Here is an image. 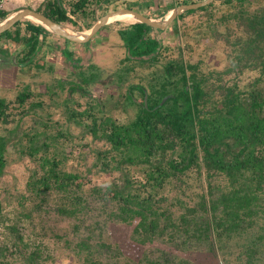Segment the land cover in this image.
<instances>
[{
  "label": "trees",
  "instance_id": "1",
  "mask_svg": "<svg viewBox=\"0 0 264 264\" xmlns=\"http://www.w3.org/2000/svg\"><path fill=\"white\" fill-rule=\"evenodd\" d=\"M103 1L29 8L83 30ZM10 13L0 0V22ZM194 14L196 44L140 23L117 31L109 70L126 90L114 102L90 98L98 64L0 96V183L8 167L28 171L1 188L0 264H264V0H214L175 21ZM54 40L30 20L0 34L27 71L45 69Z\"/></svg>",
  "mask_w": 264,
  "mask_h": 264
},
{
  "label": "rangeland",
  "instance_id": "2",
  "mask_svg": "<svg viewBox=\"0 0 264 264\" xmlns=\"http://www.w3.org/2000/svg\"><path fill=\"white\" fill-rule=\"evenodd\" d=\"M2 6L8 8L10 10L14 8H18V5H27L32 9H36L37 0H1ZM39 1V0H38ZM142 6L141 12H143L146 8L147 14L155 19H162L166 10H170V7H166L163 3H159L157 5H152L150 7L145 6L148 2L147 0H138ZM143 1V2H142ZM121 2H124L121 0ZM113 3V7H119L122 4L111 0L103 1L98 8H96V14H101V8L106 7L107 4ZM119 3V4H114ZM138 6V5H137ZM156 6V7H155ZM140 7V6H139ZM26 8V7H25ZM15 9V10H16ZM38 9V8H37ZM139 9V8H138ZM13 12V11H11ZM215 12V13H214ZM217 11L215 8L213 13L215 15ZM146 13V12H145ZM104 15L102 13L100 16ZM146 15V16H148ZM163 20V19H162ZM200 16L198 14H194L191 16H185L182 20L173 21L170 23L165 29L162 35H160V39L163 41H170L172 44L177 46H184L186 42L196 44L199 42L202 32L198 30L197 25L199 24ZM131 24L122 23L119 21H114L107 26L103 27L92 39L84 45H71L73 52V60H69L63 56L65 43L63 39L58 38L56 36L54 40L55 48L51 50L48 55L46 61L44 60V70L36 72L35 68L33 71L27 69H22L16 67L15 63H9V61L4 59L6 56L4 53L5 49H8L7 42H4L2 46L0 45V96H4L6 98H14L19 89L21 90L24 87L28 86L35 92H44L45 85L49 82H53L55 79L59 78H68L69 73H71L75 68L79 66H88L89 64H98L101 68L98 70L100 77L96 80V83L91 88L90 98L95 100H100L103 102H114L118 94L124 93L126 90V85L121 87L120 90H117L112 83V71L109 70V67L114 66L118 61L119 57L122 55V49L119 47L118 37L116 35L117 31L125 26ZM70 27V26H68ZM86 30V29H83ZM187 34V37L183 36ZM211 44L209 39H205L200 42V45L197 46L195 50V57L197 58L199 52L205 51L203 47H207ZM14 49H16V45L11 44ZM83 46V47H82ZM201 47V48H199ZM199 48V49H198ZM208 54H214L213 51L209 50ZM206 55V54H204ZM193 59V58H192ZM14 61V60H13ZM104 63H100V62ZM100 63V64H99ZM49 64L52 66V72L48 73L47 68ZM216 64V63H215ZM15 65V66H14ZM76 70V69H75ZM115 90V91H114ZM108 96L111 98L109 100ZM131 112H129V117H131ZM120 117H125V115H120ZM30 168L33 165L29 166ZM8 176L4 179L2 184L0 183L1 188H5L7 184H16L18 187H22L24 185L25 179L28 175V171L22 165H15L8 167L7 169ZM2 188V190H3ZM2 190L0 194H2Z\"/></svg>",
  "mask_w": 264,
  "mask_h": 264
},
{
  "label": "water",
  "instance_id": "3",
  "mask_svg": "<svg viewBox=\"0 0 264 264\" xmlns=\"http://www.w3.org/2000/svg\"><path fill=\"white\" fill-rule=\"evenodd\" d=\"M123 1L135 3L138 0ZM213 1L214 0H202L192 4H184L177 6L173 8L163 20H156L150 18L130 8L118 9L102 15L95 21V23L90 28L86 30H75L66 25L55 23L48 17L30 8H21L9 14L6 19L0 22V34L12 28L17 22L25 19L31 21L32 18L39 21L40 26L45 28L52 35L61 39H65L66 41H69L73 44L83 45L89 42L103 27L114 22L113 19L117 16H121L124 14L131 15L137 19L136 23L144 24L152 29L164 30L170 23H172L178 16L182 15L183 13L188 12L190 10H196L205 7ZM56 2L59 3V0H56ZM11 60H15V56H12ZM164 100H166V98Z\"/></svg>",
  "mask_w": 264,
  "mask_h": 264
},
{
  "label": "crops",
  "instance_id": "4",
  "mask_svg": "<svg viewBox=\"0 0 264 264\" xmlns=\"http://www.w3.org/2000/svg\"><path fill=\"white\" fill-rule=\"evenodd\" d=\"M43 0H37L36 2H37V5L36 6H38V5H40L41 4V2H42ZM111 1H114V2H119V3H121L122 5L121 6H119V7H113V3H109V4H107L106 5V7H104V8H101L102 10H101V14L105 11V10H107V9H109V8H112V10L110 11V12H112V11H115V10H118V9H125V8H130V9H132V10H135V11H138V12H140V13H142V14H144V15H148L147 14V10H149L148 8H146L143 12H141V9H142V7L144 6V4H143V6L140 4V3H138L139 1H137V2H135V3H131V2H121V0H111ZM186 2H188V3H190V2H192V1H195V0H185ZM143 2V1H142ZM147 4L145 5V6H148V7H150V6H152V5H157V4H165L166 5V7L168 6V7H170V10H166V12L164 13V16H163V18L162 19H164L170 12H171V10L173 9V8H175V7H177L178 6V4H180V3H183L184 2V0H183V2L181 1V0H147ZM196 2V1H195ZM195 2H192V3H195ZM119 3H114V4H119ZM138 5V6H137ZM140 6V7H139ZM29 8V6H27V5H18V8L16 9V10H19V9H21V8ZM156 7V6H155ZM115 8V9H114ZM139 8V9H138ZM151 8V7H150ZM15 9H12L11 11H13V12H15L16 11ZM13 12H11V13H13ZM110 12H108V13H110ZM146 12V13H145ZM10 13V14H11ZM100 14V15H101ZM101 17V16H100ZM148 17H150V18H153V17H151V16H149L148 15ZM99 18V17H98ZM153 19H155V18H153ZM162 19H156V20H162ZM26 20V19H25ZM129 20H132V18H130V17H121V18H119V19H117V20H115V21H119V22H122V23H126V22H128ZM23 21V20H22ZM134 24V23H133ZM1 42V41H0ZM2 43V42H1ZM0 43V44H1ZM13 56H15V55H13ZM4 59H6V58H4Z\"/></svg>",
  "mask_w": 264,
  "mask_h": 264
},
{
  "label": "bare ground",
  "instance_id": "5",
  "mask_svg": "<svg viewBox=\"0 0 264 264\" xmlns=\"http://www.w3.org/2000/svg\"><path fill=\"white\" fill-rule=\"evenodd\" d=\"M121 17H130V18H132V20H129L128 22H126V24H133V23L137 22V19L135 17H133L131 15H127V14H124V15H121V16H117L116 18L113 19V21H115V20H117V19H119ZM31 21L40 25V22L35 20V19L31 18Z\"/></svg>",
  "mask_w": 264,
  "mask_h": 264
},
{
  "label": "flooded vegetation",
  "instance_id": "6",
  "mask_svg": "<svg viewBox=\"0 0 264 264\" xmlns=\"http://www.w3.org/2000/svg\"><path fill=\"white\" fill-rule=\"evenodd\" d=\"M182 2H183V0H181ZM192 2H195V1H192ZM192 2H190V3H187L185 0H184V2L183 3H180V4H178V6H180V5H184V4H192ZM186 13V12H185ZM184 14V13H183ZM181 16V15H180ZM179 17V16H178ZM177 17V18H178ZM176 18V19H177ZM175 21V20H174ZM91 41V40H90ZM84 45V44H83Z\"/></svg>",
  "mask_w": 264,
  "mask_h": 264
},
{
  "label": "built area",
  "instance_id": "7",
  "mask_svg": "<svg viewBox=\"0 0 264 264\" xmlns=\"http://www.w3.org/2000/svg\"><path fill=\"white\" fill-rule=\"evenodd\" d=\"M69 18L73 19V17H72V16H70V15H69Z\"/></svg>",
  "mask_w": 264,
  "mask_h": 264
},
{
  "label": "clouds",
  "instance_id": "8",
  "mask_svg": "<svg viewBox=\"0 0 264 264\" xmlns=\"http://www.w3.org/2000/svg\"><path fill=\"white\" fill-rule=\"evenodd\" d=\"M196 2H198L197 0H195ZM77 45V44H76Z\"/></svg>",
  "mask_w": 264,
  "mask_h": 264
}]
</instances>
